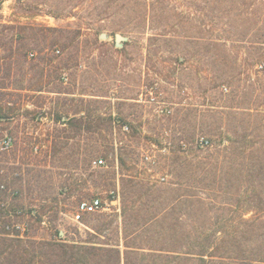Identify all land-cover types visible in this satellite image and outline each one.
<instances>
[{"label": "rangeland", "instance_id": "1", "mask_svg": "<svg viewBox=\"0 0 264 264\" xmlns=\"http://www.w3.org/2000/svg\"><path fill=\"white\" fill-rule=\"evenodd\" d=\"M144 1L82 0L74 9L76 0H47L53 11L37 9L35 0L0 6V219L13 213L16 222L27 223L24 240H57L59 229L62 238L84 242L97 219L120 226L128 189L136 190L129 195L135 201L136 187L166 190L196 178L176 160L186 166L190 148L202 141H209L207 152L215 151L223 120L255 134L263 125L264 108L254 103L247 77L221 84L220 74L248 68L251 41L264 33V21L249 13L264 7V0L254 7L253 0ZM97 12L102 17L88 28L86 20ZM61 32L72 42L68 47L46 43V35L51 41ZM18 34L26 39L17 40ZM117 35L124 40L117 42ZM12 42L27 56L7 58ZM254 70L263 83L264 70ZM232 92L240 93L239 104L219 101L221 93ZM222 106L244 110L232 115ZM7 138L13 145L3 151ZM100 159L105 165L96 167ZM206 190V201L214 202ZM93 198H101L105 209L75 222L79 204ZM45 204L51 212L43 224L30 210ZM217 209L213 216L237 219L229 208Z\"/></svg>", "mask_w": 264, "mask_h": 264}, {"label": "trees", "instance_id": "2", "mask_svg": "<svg viewBox=\"0 0 264 264\" xmlns=\"http://www.w3.org/2000/svg\"><path fill=\"white\" fill-rule=\"evenodd\" d=\"M5 1L0 0V6ZM46 1L35 0L37 9L49 7L53 11L55 6H48ZM81 1L76 0L74 9L81 7ZM255 1L249 6H256ZM144 3L147 5V0ZM243 4L247 5L245 1ZM102 14H91L85 25L91 28L96 17ZM249 14L256 21H264V7H257ZM209 23L214 24L213 21ZM7 28L5 26L4 30ZM63 34L61 32L60 37L53 36L51 41L46 35V43L54 47L64 41L65 47H68L72 42ZM15 37L19 41L26 39L22 34ZM30 39L39 43L37 36ZM251 44L248 68L236 73L223 70L220 81L222 84L246 76L252 85L253 101L258 104V110H262L264 88L260 85L264 82L260 83L262 74L254 68L264 70V65L259 64L264 60V49L262 46L256 47L257 44H264V33L255 36ZM5 50L9 52L7 58L27 56V52L20 47L15 49L13 42ZM225 59L223 57V65L232 70L226 65ZM7 75L10 76V73L6 72L4 77ZM237 93L240 94L221 93L219 101L224 104V99L231 98L230 102L239 104ZM222 107L221 111L228 109L232 115H240L244 110L236 106ZM261 114L259 122L263 125L258 133L250 131L243 123L231 124L230 127V122L225 124L223 120L220 130L215 134L219 139L215 143L218 147L215 151L207 152L205 149L209 146L201 143V147H195L194 143V148H190V162L186 166L178 157L176 162L192 171L191 178L196 176L192 182L171 183L172 186L166 190L155 188L156 184L140 188L134 186L138 189V199L135 201L129 195L136 190L127 188L129 195L124 198L121 209V227L114 220L97 219L91 227L92 232H89L90 239L84 242L62 238L59 229L55 231L58 240L50 241L24 240L18 234H3L0 235V264H264V109ZM203 174L209 177H202ZM207 187L214 193V202L208 203L205 199ZM4 190L0 189V193ZM218 204L223 207L222 210L217 209ZM46 205L42 206L41 211L32 208L31 218L43 223L46 213L51 212ZM227 208L229 212L236 213L237 219L211 214L215 209L225 213ZM245 212L252 214V217L246 219ZM5 220L11 221L7 217ZM109 230L116 237L112 242ZM121 242L124 250L120 248Z\"/></svg>", "mask_w": 264, "mask_h": 264}, {"label": "built area", "instance_id": "3", "mask_svg": "<svg viewBox=\"0 0 264 264\" xmlns=\"http://www.w3.org/2000/svg\"><path fill=\"white\" fill-rule=\"evenodd\" d=\"M57 53H60V51H57ZM31 56H34V54H32ZM124 129L128 131L127 127H125ZM202 143L208 145V141H202ZM12 145V139L7 138L2 142L1 149L3 151H8L12 148ZM94 164L96 167H102L105 165V161L103 159L96 160ZM104 209L105 204L101 198H93L88 201H83L79 204L76 212L74 213L73 220L77 223H81L84 215L96 214L102 212ZM7 218H10L11 221L4 222L0 219V235L6 234L9 236H15L16 234H18L21 238H24L25 234L29 232V225L27 223L16 222L13 219L15 218V214L13 213L9 214ZM43 224H46V221H44ZM55 237L58 240V237Z\"/></svg>", "mask_w": 264, "mask_h": 264}, {"label": "water", "instance_id": "4", "mask_svg": "<svg viewBox=\"0 0 264 264\" xmlns=\"http://www.w3.org/2000/svg\"><path fill=\"white\" fill-rule=\"evenodd\" d=\"M117 42H121L124 38L121 35L116 36Z\"/></svg>", "mask_w": 264, "mask_h": 264}]
</instances>
